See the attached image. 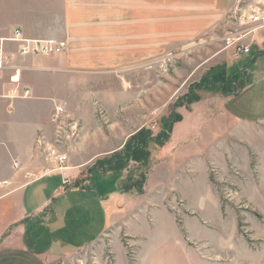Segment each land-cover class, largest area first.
I'll return each instance as SVG.
<instances>
[{
  "label": "rangeland",
  "instance_id": "obj_1",
  "mask_svg": "<svg viewBox=\"0 0 264 264\" xmlns=\"http://www.w3.org/2000/svg\"><path fill=\"white\" fill-rule=\"evenodd\" d=\"M41 1L33 0V6H40ZM234 8L236 13L215 30L192 35L188 43L174 49L161 48L160 59L151 69L145 65L137 71L119 72L105 82L72 77L60 82L36 81L43 95L49 87L61 88L63 96L52 99L65 108L61 136L56 138L52 118L41 133L46 137L42 152L49 158L47 174L60 170L58 156L68 155L82 163V148L103 140V134L113 139L115 147L122 133L120 126L132 132L141 122L157 136L166 124L171 125L169 141L151 148L152 164L148 167L131 162L128 170L101 175L96 169L90 174L97 161L84 171V178L91 177L87 186L92 190L71 191L60 171L27 189L29 209L57 201L56 207H51L52 222L58 217L55 209L61 216L76 204L96 205L101 220L100 198L108 197L129 177L144 190L143 195L127 192L123 197L127 202L121 208L126 209L124 220L114 224L101 242L51 264H264V54L240 55L225 48L232 30L258 24L253 20L264 15V0H234L230 10ZM259 37L264 38V28L247 37L252 50ZM179 40L177 44L184 42ZM246 65L254 71L253 82L230 100L223 102L228 97L197 87L219 69L231 72ZM108 89L111 91L106 94ZM15 90L8 97H13ZM222 109L227 113H220ZM225 120L232 128L220 126ZM61 187L67 194L56 193ZM89 219L81 216L75 223L77 215L73 217L69 222L75 232L70 238L69 222L65 227L64 221L58 220L63 227L59 239L68 240L54 242L53 249H77L81 240L75 236L79 228L82 233L87 230ZM34 224L29 234L44 235L37 250L50 247L47 228ZM0 264L38 261L24 252L1 250Z\"/></svg>",
  "mask_w": 264,
  "mask_h": 264
},
{
  "label": "crops",
  "instance_id": "obj_2",
  "mask_svg": "<svg viewBox=\"0 0 264 264\" xmlns=\"http://www.w3.org/2000/svg\"><path fill=\"white\" fill-rule=\"evenodd\" d=\"M233 1L42 0L40 6L35 7L33 0H0V55H13L12 65L18 68L17 71H5L0 79V251L24 252L36 259L38 264H51L101 242L112 231L113 225L125 218L126 209L121 208L127 202L123 197L128 194L118 191L119 183L108 197L100 198L98 208L102 210L101 220L97 219L100 211H97L96 205L90 208L76 204L73 209H65L61 216L55 209V216L58 217L53 222L50 220L51 213L57 201L54 200L52 204L45 201L30 209L26 205L27 189L55 171H60L64 181L70 182L66 186L71 185V191L92 190L91 186H87L90 180L84 178L86 168L121 151L129 138L144 128L141 122L134 126L136 129L132 132L120 126L122 133L117 138L115 147H112L113 139L103 134V140L98 139L100 141L91 143L87 149L82 148V163L74 162L75 158L67 155L68 162L64 163L62 171L55 169L47 174L49 158L42 152L45 142L40 138L42 131L48 129L52 112L57 105V101L55 103L52 98L63 96V92H59L61 88L53 90L49 87L47 95L40 94V86L36 81L41 78L60 82L72 77L88 82H105L119 76L116 75L119 72L137 71L145 65H149L151 69L160 59L161 48L174 49L182 43H188V37L215 30L227 21ZM18 29H22L25 36L31 39L66 40L68 49L56 56L22 57L18 54L19 45L11 41ZM177 38L184 42L177 44ZM263 43L264 38H260L251 54H264ZM242 70L248 76V84L243 88L247 89L253 82L254 71L247 65ZM16 88L21 94L25 88H30L31 97H8ZM91 91L94 94L95 90ZM110 91L111 89L106 90V94ZM231 98L233 96L221 101ZM219 111L227 113L224 109ZM219 124L227 129L232 128L229 125H233L227 124L226 120ZM99 173L101 174L100 171ZM84 180V183L76 185ZM62 188L55 191L63 196L67 193ZM135 203L143 205L142 201ZM74 211L76 214H73ZM76 215L75 223L79 222L81 216L90 218L85 225L87 230L82 233L79 228L75 236L81 240L79 247L53 249L54 242L68 240L59 239L63 227L57 221L63 220L66 222H63V226L66 227ZM33 221L35 226L43 225L47 228L52 238L50 247L37 250L36 246L43 242L44 235L29 234L34 227L31 225ZM49 222L53 226L47 224ZM143 223L144 221H139V224L147 225ZM68 228L71 232L67 237L70 238L75 232L72 223L69 222ZM140 232L141 226L138 227V233Z\"/></svg>",
  "mask_w": 264,
  "mask_h": 264
},
{
  "label": "trees",
  "instance_id": "obj_3",
  "mask_svg": "<svg viewBox=\"0 0 264 264\" xmlns=\"http://www.w3.org/2000/svg\"><path fill=\"white\" fill-rule=\"evenodd\" d=\"M248 84L247 73L242 69L233 70L228 72L226 69H219L216 72L207 76L199 89L206 91L221 93L225 97L238 96L241 90ZM193 93V91H192ZM171 134V125L165 127V131L161 132L157 136H154L149 130L141 129L136 134L131 136L123 149L114 153L112 156L98 161L92 171L98 169L102 175H105L113 171L128 170L130 163L134 162L142 167H148L151 159V148L156 145L162 147L169 141ZM145 176L142 177V179ZM147 178V177H146ZM91 179L90 175L87 181ZM145 179V178H144ZM143 179V181H144ZM86 180L78 183H84ZM135 190L138 194H144V190L138 182H133L132 177H129L125 182H122L118 191L121 193H127Z\"/></svg>",
  "mask_w": 264,
  "mask_h": 264
},
{
  "label": "built area",
  "instance_id": "obj_4",
  "mask_svg": "<svg viewBox=\"0 0 264 264\" xmlns=\"http://www.w3.org/2000/svg\"><path fill=\"white\" fill-rule=\"evenodd\" d=\"M231 13H236L235 8L230 10L227 15L228 19L231 18ZM253 27L237 29L231 31V39L227 41L225 44V48L229 50H233L236 54L240 55H250L252 52L251 43L246 42L247 37L253 36L258 28H264V15L258 16L253 20ZM255 26V27H254ZM11 41L19 45L18 54L22 57L29 55H44V56H56L63 54L68 49V43L66 40H58L53 38H39V39H31L27 38L22 29H18ZM264 46V43L262 44ZM14 56L8 55L4 56L3 53L0 55V79H2L3 74L7 70L17 71V66H13ZM19 88V87H18ZM16 88L13 91V97L11 98H30L31 97V89L25 88L23 93ZM16 95V96H15ZM65 108L63 106H56L54 113L52 115V123L56 125V138L57 136H61L62 119H65ZM40 140L45 141L46 137L41 136ZM62 166L60 170H63V164L66 163L68 157L67 155L58 156L57 157Z\"/></svg>",
  "mask_w": 264,
  "mask_h": 264
},
{
  "label": "bare ground",
  "instance_id": "obj_5",
  "mask_svg": "<svg viewBox=\"0 0 264 264\" xmlns=\"http://www.w3.org/2000/svg\"><path fill=\"white\" fill-rule=\"evenodd\" d=\"M227 39V38H226ZM230 39V38H229ZM227 41V40H226Z\"/></svg>",
  "mask_w": 264,
  "mask_h": 264
}]
</instances>
